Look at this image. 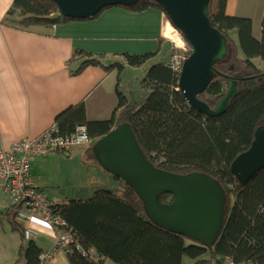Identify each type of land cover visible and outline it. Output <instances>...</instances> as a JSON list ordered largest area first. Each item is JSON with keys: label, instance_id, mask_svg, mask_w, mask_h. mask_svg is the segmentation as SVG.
<instances>
[{"label": "trees", "instance_id": "1", "mask_svg": "<svg viewBox=\"0 0 264 264\" xmlns=\"http://www.w3.org/2000/svg\"><path fill=\"white\" fill-rule=\"evenodd\" d=\"M227 2L210 0L208 6L211 24L227 38L229 53L223 62L215 65L212 83L198 97L214 109L228 92L227 77H241L240 94L224 115L211 118L190 107L178 91L180 76L168 63H160L151 66L142 83L150 91L143 105L129 102L118 93V113L111 121L89 122L84 104L70 107L55 120L63 137L72 136L78 127L87 128L91 144L86 156L96 164L95 143L128 124L142 151L157 168L176 175L200 173L214 178L227 200L220 238L207 248L161 228L146 216L144 204L134 189L118 179L121 185L117 190H98L88 200L55 206L76 243L98 256V260L84 257L74 243L67 253L69 264H104L105 260L114 264H184L185 260L192 264H222L226 258L235 264H264V170L247 184L232 172L233 162L251 148L257 131L264 127V70L255 63L264 62V16L258 40L253 35L252 20L227 16ZM148 8H157L166 15L151 1H141L126 9L139 12ZM71 21L77 20L62 16L50 0H14L4 24L31 32ZM77 54L92 58L83 52ZM155 56L127 55L126 59L129 66L142 67ZM91 65L102 66L107 71L123 68L120 64L104 67L99 60L90 59L75 74ZM160 201L168 204L173 199L164 195ZM19 210L20 207L14 206L4 215L10 219L13 230L21 234L20 255L25 264H43L42 249L28 239L25 229L17 223Z\"/></svg>", "mask_w": 264, "mask_h": 264}, {"label": "crops", "instance_id": "2", "mask_svg": "<svg viewBox=\"0 0 264 264\" xmlns=\"http://www.w3.org/2000/svg\"><path fill=\"white\" fill-rule=\"evenodd\" d=\"M13 3L14 0H0V150H9L23 139L39 137L55 126L57 116L80 104H84L89 122L111 121L118 113V93L129 102L135 101L124 85L127 74L139 71L145 74L148 64H166L173 52L172 44L164 37L169 20L157 8L133 12L111 7L90 20L28 32L4 24ZM226 14L252 20L253 35L261 38L264 0H228ZM167 31L170 38L171 28ZM80 52L91 55L90 59L99 60L104 67L120 64L123 68L107 71L91 65L75 74L83 62L90 60L79 56ZM147 54L156 56L144 66L127 64V55ZM87 149L74 148L69 156L52 154L30 159L35 185L51 202L68 205L71 201L88 200L98 190L120 187L118 179L87 159ZM58 162L68 168L65 173L68 182L63 184L72 193L55 190L61 189L60 181L64 179L63 174L53 173ZM0 197L1 216L11 209V200L1 190ZM17 223L43 253L53 254L51 264H69L67 254L56 248L55 234L44 222L18 216ZM3 235L6 243L1 245L0 264H25L20 255L21 234L11 225L7 229L3 226ZM104 264L114 263L105 260ZM184 264L192 262L185 260Z\"/></svg>", "mask_w": 264, "mask_h": 264}, {"label": "water", "instance_id": "3", "mask_svg": "<svg viewBox=\"0 0 264 264\" xmlns=\"http://www.w3.org/2000/svg\"><path fill=\"white\" fill-rule=\"evenodd\" d=\"M59 13L73 20L95 17L111 7L131 8L141 1L157 3L191 48L179 77L178 91L197 112L211 118L224 115L240 94L241 77H227L229 89L216 108L198 97L214 79L215 65L229 53L227 38L210 21V0H50ZM98 164L113 177L129 185L144 204L146 216L161 228L213 247L221 236L227 213L226 194L214 178L200 174L176 175L154 166L142 151L132 127L122 125L93 147ZM264 170V127L251 148L232 164V172L243 183ZM172 196V203L160 198Z\"/></svg>", "mask_w": 264, "mask_h": 264}, {"label": "built area", "instance_id": "4", "mask_svg": "<svg viewBox=\"0 0 264 264\" xmlns=\"http://www.w3.org/2000/svg\"><path fill=\"white\" fill-rule=\"evenodd\" d=\"M168 27L171 28L168 37ZM174 27V26H173ZM170 21L164 32L173 46V52L168 62L169 67L179 76L183 65L189 57L185 49V39L174 29ZM183 42V47L176 42V36ZM186 42V41H185ZM91 140L86 127H78L72 136L63 137L56 126L51 127L35 139H23L15 143L9 150H0V190L11 200V207H20L19 216L30 220L39 219L44 222L55 234L56 248L67 254L71 245L75 243L76 250L84 257L98 260L95 251L86 252L76 243L74 236L67 230L63 218L56 213L58 203L51 202L47 195L40 191L34 182L31 158L46 157L52 154L69 156L77 147H89ZM43 264L53 262V254L43 253ZM222 264H235L231 258H226Z\"/></svg>", "mask_w": 264, "mask_h": 264}, {"label": "rangeland", "instance_id": "5", "mask_svg": "<svg viewBox=\"0 0 264 264\" xmlns=\"http://www.w3.org/2000/svg\"><path fill=\"white\" fill-rule=\"evenodd\" d=\"M169 20V19H168ZM173 27V25H172ZM174 28V27H173ZM175 29V28H174ZM176 31L179 33V35L182 36L181 32H179L177 29ZM183 37V36H182ZM234 37L236 38V36L234 35ZM166 38V37H165ZM260 38V37H259ZM167 39V38H166ZM176 42L179 46L183 47V42L179 41V36L177 35L176 36ZM168 40V39H167ZM169 41V40H168ZM170 42V41H169ZM171 43V42H170ZM185 43V49H187V51H191V48L190 46L184 41ZM172 44V43H171ZM167 52V51H165ZM165 52H163V59H166L167 57H165ZM256 65L261 69V70H264V62H261L259 60H257L256 62ZM153 64H148L144 71L145 70H149L150 67L152 66ZM147 71L146 73L144 74L143 72L139 71V72H133L131 74H127L125 80H124V85L126 87V89L128 90V95H133V99L139 104V105H143L146 100L148 99L149 95H150V91L148 89H145L143 87V81L146 77V74H147ZM67 166L58 162L57 163V166H56V169H54V174H58L59 176L63 174V177L64 179L62 181H60V184H63V182L66 183L68 182V177L65 175L66 173V170H67ZM65 170V171H64ZM109 175V174H107ZM66 186V187H64ZM68 185H64L61 187V189L57 188L55 189L57 192H60V193H72V189L71 188H67ZM87 200V199H85ZM3 201L2 200V197H0V202ZM2 223H3V226L7 229L9 228V226H11L8 222V219L7 217H5V215H1L0 216V251H1V245L2 243H6L5 240H6V237L3 235V226H2ZM9 224V225H8ZM8 249V248H6ZM189 260H186V263H188Z\"/></svg>", "mask_w": 264, "mask_h": 264}]
</instances>
